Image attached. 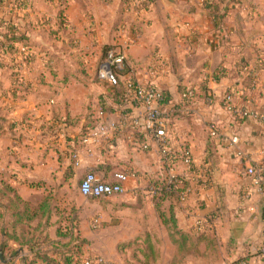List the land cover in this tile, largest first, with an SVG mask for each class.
<instances>
[{
    "label": "crops",
    "instance_id": "obj_1",
    "mask_svg": "<svg viewBox=\"0 0 264 264\" xmlns=\"http://www.w3.org/2000/svg\"><path fill=\"white\" fill-rule=\"evenodd\" d=\"M205 1L149 0L142 7L139 0H68L64 9L67 28L57 31L53 43L64 45L65 54L59 51V57L71 55L77 63L97 60V52L111 45L125 55L122 84L126 78L150 81L168 95L165 108L172 109L175 115L171 118L177 120L171 143L175 149L188 147L193 160L191 170L181 161L174 166V173L183 175L191 190L184 200L174 201L177 224L182 231L199 235L194 227L196 218L213 215L212 226L203 232L212 243L202 236L195 256L182 264H264L260 252L264 243V188L256 192L245 173L247 166L264 163V124L251 117L238 119L225 109L222 100L229 92L237 110L264 111V0H210V5ZM31 3L28 13L16 24L20 30L27 27V34L33 35L30 39L38 36L35 42L45 44V39L40 40L42 32L47 33L49 26L58 30L56 9L47 0ZM48 17L49 26L43 23ZM35 30L40 33L36 35ZM12 53L0 51V184L9 183L32 204L49 195V241L43 247L72 246L77 238L83 257L86 243L96 237L89 229L91 214L85 204L91 198L81 202L75 196L68 200L64 189L77 188L88 170L107 182L115 181L114 173L118 171L135 172L137 177L126 185L123 194L103 198L118 201L105 208V212L115 215L113 222H119L107 223V228H121L118 236H109L114 238L109 242H94L99 252L100 247L111 243L113 252L121 257L117 245L142 237L146 231H124L122 201L135 205L138 219L140 198L152 196L148 179L157 175L165 178L168 173L161 164L157 142L143 125L144 108L126 104L120 96L113 99L115 87L100 79L97 72L104 86L98 95H103L89 101L83 96L77 103L69 82L81 80L83 69L58 66L52 72L45 65L44 52H35L32 68L20 69L24 70L21 80H31L34 88L30 92L21 90L15 85L20 75H12L15 69L9 68L10 61L17 60ZM153 66L158 70L155 75L148 71ZM188 88L194 91L192 98L182 96ZM208 93L215 98L211 103L206 100ZM96 106L104 108L114 121L124 113L138 120L133 141L125 140L124 133L132 128L127 126L120 135H113L90 152L79 145V134L91 114L77 113L82 107L87 111ZM212 121L221 138L209 136L208 124ZM234 135L238 142L231 144L229 138ZM207 142L213 145L211 151L207 150ZM74 147L79 150L77 167L70 159ZM73 217L76 227L70 221ZM109 219L112 216L106 215V221ZM5 220L6 211L0 207V244L5 242ZM17 247V243L8 241L4 253L0 248L3 259L8 260L0 259V264L10 260L23 264L21 257L29 250L19 248V255L13 256ZM173 255L166 264H171ZM36 264L43 263L37 260Z\"/></svg>",
    "mask_w": 264,
    "mask_h": 264
},
{
    "label": "built area",
    "instance_id": "obj_2",
    "mask_svg": "<svg viewBox=\"0 0 264 264\" xmlns=\"http://www.w3.org/2000/svg\"><path fill=\"white\" fill-rule=\"evenodd\" d=\"M145 2L149 4V0H145ZM9 8L10 6H6V10H9ZM26 48L27 46H21V51H25ZM124 65L125 55L121 51L110 47L105 52L103 60L98 67L97 75L100 79L106 81L112 87H115L120 80L117 71L123 70ZM148 71L149 74L155 75L158 70L153 66L149 68ZM123 85L126 90L124 102L134 107L144 108L142 122L145 129L150 132V135L158 144L161 164L168 168L167 182H174V187L180 185L185 177L174 173V166L176 165V161H181L191 170L193 165L192 153L186 146L175 149L171 143L173 138V127L175 125L170 117L173 110L165 108V98L162 90L153 84V82H139L134 78H126ZM182 96L185 98H192L194 96V91L188 88L182 93ZM214 99L213 94H207L206 100L208 103L213 102ZM222 100L225 109L236 115L238 119L251 117L264 124V111L254 108H241L237 110L232 102V95L229 92L223 95ZM62 120L66 119L63 118ZM88 120L90 121L85 125L83 132L80 133L78 137L79 145L86 148L87 152H90L94 147H99L107 143L113 135H120L127 126L132 128L124 133L125 140L133 141L134 131L140 124L138 120L131 119L128 113H124L119 121H114L108 118L106 110L102 107L98 108L93 118H89ZM208 130L212 137H222L217 130L216 123L213 121L209 122ZM229 140L231 144H235L238 142V137L234 135L230 137ZM178 154L181 155V157L175 159ZM70 159L74 167L80 164L78 148L74 147L70 150ZM245 173L250 177L254 190L256 192H262L264 188L263 165H249L246 167ZM136 177L137 174L133 171H118L114 173L115 181L107 182L101 180L95 172L88 170L79 180L77 190L78 193L84 197L107 198L113 195L123 194L126 185ZM198 178L201 179L202 175L198 176ZM148 188L151 194H159L161 191V188L158 186H148ZM190 191V188H188L186 192L182 194L180 200H184L189 195ZM211 218H213V215L196 218L194 223L196 231L200 232L211 227L213 222ZM100 223V218L97 216L91 219V226L93 228H97ZM260 252L264 255V244L260 247ZM80 264L116 263L100 254H94L82 257Z\"/></svg>",
    "mask_w": 264,
    "mask_h": 264
},
{
    "label": "trees",
    "instance_id": "obj_3",
    "mask_svg": "<svg viewBox=\"0 0 264 264\" xmlns=\"http://www.w3.org/2000/svg\"><path fill=\"white\" fill-rule=\"evenodd\" d=\"M49 1L57 7V31L60 29L65 30L67 28L66 23L62 21L61 15L64 12L68 0ZM209 2L210 0H206L204 3L205 5H210ZM30 4L31 2L29 0H0V51H11L12 48L15 47L14 43H20L24 46L30 47L31 41L27 34V27L24 30H20V26L16 24V20L20 16L23 17L28 13ZM139 4H141L142 7L148 5L145 0H139ZM6 6H10L9 10H6ZM108 48L110 47H105L104 55ZM28 58L26 60L27 63L32 60L34 56L32 55V57L29 56ZM122 72L123 70H118L117 75L121 76ZM23 83L24 86L21 85ZM18 86L19 88L21 87V90L26 92H30L34 89L32 81L28 79L19 82ZM125 91L124 85L119 80V83L115 86L112 94L113 99H115L114 97L116 96H120L124 99ZM162 92L165 98L164 104L166 105L169 101V97L163 90ZM173 115H175L174 111L171 113L170 117H173ZM65 119L68 120V118ZM84 127L82 128L81 133L83 132ZM208 134L211 136L210 133ZM212 149L213 145H211L210 142H207V150L211 151ZM180 157L181 155L178 154L175 159ZM262 165L264 174V163ZM148 180V186H158L161 188L160 193L155 195L156 206L158 210L161 209L163 222L165 224H170L169 231L167 230V232L176 247L171 264H182L189 256H195L197 245H199L202 236H204L209 243H212L211 237L203 233L204 230L200 231L199 235H190L182 231L177 224L174 201L180 200L182 194L190 188L185 180H182L181 184L176 187H174V182H167V176L164 178L157 175ZM89 198L94 199V197ZM50 199V196L47 195L41 202L32 204L22 198L15 187L7 182H1L0 207H3L6 211L5 227L3 229L5 242L0 244L3 253L7 242L13 241L18 245L17 249L12 253L13 256L19 255V248L27 247L29 250L28 253L21 257L23 264H36L37 260H40L43 264H80V260L78 259L82 257V251L80 249V241L76 242L77 238H74L75 242L72 246L65 244L66 246L64 245V248H59L56 245L49 249L43 247V244L49 241L46 228L49 225V218L52 211ZM127 205L129 206V204ZM130 206L135 207V205ZM73 219L74 217L71 218V223ZM130 244L134 247L132 249L133 256L137 259H143L141 262L143 264H154L159 257V250L154 249L149 241L146 245H144L143 242L137 244L134 241L119 243L117 245L118 253L123 255L122 248L129 246ZM52 252L57 253L59 256L54 257ZM74 256H76L77 259L74 258ZM6 264H13V260H10Z\"/></svg>",
    "mask_w": 264,
    "mask_h": 264
},
{
    "label": "rangeland",
    "instance_id": "obj_4",
    "mask_svg": "<svg viewBox=\"0 0 264 264\" xmlns=\"http://www.w3.org/2000/svg\"><path fill=\"white\" fill-rule=\"evenodd\" d=\"M29 1L31 2L32 0H29ZM47 1L51 5H53L56 9V13L54 15V19L56 20V18H57V7L51 1H49V0H47ZM81 2H82V0H81ZM31 5H32V3L30 4V8H31ZM61 19L63 22L66 23V17L64 15V12L61 15ZM43 23L46 24L47 26H49L51 23L50 17H48L47 19L44 18ZM34 33L36 35H38L40 32H37V30H35ZM43 33H46V32L45 31L42 32V38L40 40L45 39V41H47V43H45V44L35 42V39L38 36L32 37L33 39H30V36L32 35V33L30 32V34H29V39L31 41L30 47H27L25 51H21V46H24V45L20 44V43H15V47L12 48V50H11V51H13L12 54L17 56L16 57L17 60L10 61L9 68L11 69V71H12V69L16 70V72H15V70H13L11 72L12 75H13V72L16 74L18 73V75H20L19 76L20 78H17L15 80V85H17L19 82H22V80H21L23 78L22 71L29 69L30 66L32 68L34 58L32 60L28 61V63L26 61L27 58L29 56L32 57V55L34 56L35 52H38V53L44 52L46 60H47L45 65L52 72L54 71L52 68H58V66L64 67V68H70V69H74V70H76V69L80 70L81 68L83 69L80 73L81 80H79V81L70 80V82H69L70 86H72L71 91H74V94L76 95L75 98H77L76 99L77 103L79 102V100L81 98H83V96H84V98H87L88 101L91 100L93 97H96L98 95V93L104 87L103 84H101L99 82V80L97 79L96 72H97V69L99 67L100 62H102V60H103L104 55H102V53L104 54L105 47L102 48V51L100 49L97 52L98 53L97 54L98 55L97 60H95L93 62L86 61V63H84V62L83 63H81V62L77 63L75 61V59L71 57V55H68L65 57H59L58 56L59 51L63 52V54H65V53H64V45L63 44L56 46V44L53 43L54 39H57V37H56L57 36L56 35L57 30H51V27L49 26V30L47 31V33L46 34H43ZM109 46L111 47V45H109ZM21 68H25V69L20 71ZM89 69H90V71H88ZM37 79H39V78H37ZM36 83L38 84L39 82L37 81ZM102 95H103V93H100L98 95V97L101 98ZM98 107L96 106L94 109H93V107H91L87 111L84 107H82V110L79 113H77V116H79V115H81V116L87 115L88 116L89 114H91V117H89V118H93V115L98 110ZM80 108H79V110H80ZM88 119H86V120H88ZM175 121L177 122V120H173L174 123H175ZM64 191H65V196L68 200H70L71 198H74L76 196L77 201L82 202L86 198V197H84L78 193V190L76 187H74V188L68 187V188L64 189ZM151 195L152 196L148 197V198H140L141 205H140V211H139L140 213L139 214H141V216L138 219H136V217H135V214L137 212V211H134L135 207H132L130 205L128 206L127 205V204H129L128 201L127 202L122 201L123 205L125 206L124 207L125 213L123 214L125 220L123 221L122 227L124 228V231L129 230V229L130 230L138 229V231L140 229H141V231L146 230L145 232H142V233L140 232L142 234V237L140 235H138L136 238L130 239V242L134 241L137 244L143 242L144 245H146L149 241L151 246L154 249L159 250V257L154 264H166L169 261L170 256L172 254H174V252H173V245L174 244L171 241L170 235L167 232V230L169 231L170 224H168V223L165 224L163 222V219L161 217V209L158 210L157 206H156V198H155L156 194H151ZM144 200H145V202H144ZM115 202H118V201L117 200L114 201V200H110V199L105 200L103 198H94V199L91 198V202H88L87 200H85L86 206L88 208H90V210H91V213H90V210L88 213V215L91 214V216L89 218L90 223L88 222L89 229L94 234H96V237H95V239L92 240V242L86 243L87 244L86 253H84V256L100 254V255L108 258L109 260H111L112 262H114L116 264H123V262L125 264H143V263H141L143 259H139V258L137 259V258H135V256H133L132 249L134 247L131 244L129 246H125L122 248L123 255L121 257L118 254H116L115 252H113L111 243L108 245L105 244L104 246L100 247L101 252H99V250L96 251V249L94 248V242H100V241L101 242L102 241H104V242L108 241L109 242V241L114 239L113 237L118 236L117 231H120V229H121V228H119V226L107 228V226H108L107 223H110V225H115L116 222L115 221L113 222V218H116L115 215L113 213H110V212H108V213L105 212L106 206H109ZM66 212H67V210H66ZM106 215H108L110 217L112 216V220L109 219L108 221H106ZM96 216L100 218L101 223L97 228H93L91 226V219L93 217H96ZM118 223L119 222H117L116 224H118ZM73 226L76 227L74 222H73ZM151 229L154 230V231H150L154 235H151V233L149 231H147V230H151ZM99 234H100V236H98ZM109 236H113V237L109 238ZM124 242H126V241H123L122 243H124ZM81 258H79V260H81Z\"/></svg>",
    "mask_w": 264,
    "mask_h": 264
},
{
    "label": "water",
    "instance_id": "obj_5",
    "mask_svg": "<svg viewBox=\"0 0 264 264\" xmlns=\"http://www.w3.org/2000/svg\"><path fill=\"white\" fill-rule=\"evenodd\" d=\"M0 259H1L2 261H4V262L8 261L7 259H6V260L3 259V256H2V253H1V252H0Z\"/></svg>",
    "mask_w": 264,
    "mask_h": 264
}]
</instances>
